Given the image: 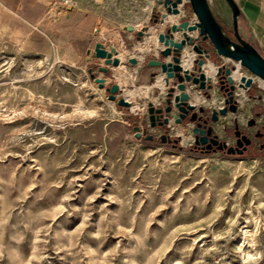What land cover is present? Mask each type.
Returning <instances> with one entry per match:
<instances>
[{
  "label": "rangeland",
  "instance_id": "rangeland-1",
  "mask_svg": "<svg viewBox=\"0 0 264 264\" xmlns=\"http://www.w3.org/2000/svg\"><path fill=\"white\" fill-rule=\"evenodd\" d=\"M57 2L0 4V264H264V152L255 136L264 125V86L254 80L248 92L235 80L236 113L196 106L205 117L218 112L210 126L228 145L236 123L253 137L245 156L194 151L184 129L183 136L177 125V132L151 125L149 104L164 107L167 89L158 104L138 100L143 112L118 105L142 84L120 86L114 68L93 55L97 43L127 35L133 51L144 40L138 33L168 15L153 7L158 0H77L76 11ZM184 2L177 23L189 19ZM151 35L152 28L146 41ZM140 55L124 62L127 73L162 59L154 50ZM209 60L232 71L238 63ZM113 84L121 88L114 100ZM199 92L211 100L212 90Z\"/></svg>",
  "mask_w": 264,
  "mask_h": 264
},
{
  "label": "water",
  "instance_id": "water-1",
  "mask_svg": "<svg viewBox=\"0 0 264 264\" xmlns=\"http://www.w3.org/2000/svg\"><path fill=\"white\" fill-rule=\"evenodd\" d=\"M191 6L193 11V17L191 19L184 20L182 23H173L170 25L167 33H161L158 40L163 44L164 48L157 50L156 55H161L162 59H150L148 61L149 66H156L161 68V72L164 75L165 86L167 88L166 105L164 107L157 108L153 103L149 104V114L151 125L155 126H170V118H174L177 123L185 125V133L194 136L199 132V127L190 129L188 124H184V120L187 117L189 111L196 109V106L190 103V96L187 92V88L190 84L192 87L199 91H205L213 87L214 82L212 79L206 77L203 71V65L209 61L210 58L216 59L218 57H224L234 62H238L241 66L246 67L254 76H257L264 80V58L263 56L246 40H244L237 26V20L240 10L234 0H226L232 10L233 17V34L234 37L228 35L222 24L218 21L214 15L208 0H186ZM183 0H158L153 4L156 10L165 9L168 14L179 15L181 10L180 4L184 5ZM75 11V10H74ZM167 16L166 12L163 13V18ZM131 29V28H130ZM180 32L182 34L180 40H175L174 34ZM196 32L193 36L192 33ZM143 32H139L141 37ZM185 46H191L193 51L197 53V57L194 59V70L191 72L184 69L181 65V52ZM113 49L111 42L105 40L102 44L97 43L94 48L93 55L97 58H101L107 65L117 66L120 64L118 57L113 55ZM170 58V59H169ZM167 59H169L167 61ZM132 64H136L137 60L130 58ZM102 71L107 72L105 67L101 68ZM222 71H224V77L226 78L228 86L224 84L220 86V90L225 91V104H230V111L236 113L238 110V100L235 98L236 84L235 79L232 77V69L226 66H219L217 68L218 77ZM158 74L154 73L152 76L153 81L156 80ZM91 78L95 79L99 83L101 88L105 85L103 78H96L93 74ZM218 82V80H217ZM215 82V83H217ZM254 80L252 77H242L240 79L239 87L245 90L249 89ZM121 90L119 84H113L107 91L110 93V99H115L116 94ZM178 90V93H177ZM118 105L124 107H130L131 102L125 98L118 100ZM200 110H203L201 107ZM221 115L227 113L226 107H221L219 110ZM219 115L216 111L213 116V120H218ZM194 120V116L192 117ZM254 120L249 122V125L254 124ZM135 131L137 136H140L141 129L136 127ZM213 128L207 129V135L202 137L201 140L195 141L198 143H207L209 135L212 134ZM205 133V131H202ZM239 137L237 147L230 146L219 139V136L215 134L211 140L208 149H212L216 146V149L222 151L225 149L228 155L239 154L243 155L244 151L252 140L247 135L241 136V132L237 129L235 132ZM167 136H162V140ZM180 136L174 140V146L179 143Z\"/></svg>",
  "mask_w": 264,
  "mask_h": 264
},
{
  "label": "crops",
  "instance_id": "crops-1",
  "mask_svg": "<svg viewBox=\"0 0 264 264\" xmlns=\"http://www.w3.org/2000/svg\"><path fill=\"white\" fill-rule=\"evenodd\" d=\"M34 1L35 0H0V4L9 5V6H16V4L20 5L22 2H27L28 3V2H34ZM76 1H75V5H74L75 7L73 9L75 11L77 9L76 8L77 7ZM234 1L237 4V6H238V8L240 10V13H239V16H238V20H237V26H238V31H239L241 37L244 40H246L247 42H249L264 58V0H234ZM214 4L216 6L215 8L211 6V9H212L214 15L216 16L218 21L222 24L225 32L228 35L232 36L230 33H228V29H232L233 30V17H232V10H231L230 6L226 2V0H214ZM52 14H53L54 18H58V12L57 11L52 12ZM183 14L184 13H182V15ZM192 17H193V11L191 10L189 12L188 18L191 19ZM179 18H176L174 20V22H178ZM168 22L172 23L171 21H167L165 23V25L157 24V25H155V27L163 26V28H164L163 32H164V30L166 28V24ZM150 27H152V26H150ZM179 35H180L179 38H176L177 41L181 39V36H182L181 33ZM147 38H148V35L145 36L144 40L142 42H140L138 45L144 43L147 40ZM132 39H133L132 36L127 35V36H123V41L120 40V39H118L117 41H111V45L117 50V52L119 54L118 56H116V54L114 56L118 57L119 60H120V64L118 66H112V67L114 68V74L116 75L120 86H125V85H123V82L120 79L118 73H122L126 77L127 83L129 81H134L136 79L135 81L137 83L142 84V85H134L132 88L127 89L125 91V98L128 101L133 102L134 107H133L132 110L134 112H138V111L143 112V111L146 110V107H145L146 106V102L145 101L139 102L138 100H141L143 98L144 99L148 98L152 102L158 104V103L161 102L160 101V97H164L166 89H167L164 85H163V87L161 86V82H163L164 75L162 74L161 71L152 70V68L156 67V66L152 67V66H149V65L147 67H144V66L139 67V72L137 73V75H136V72L127 73L125 71V67H124L123 64L127 60V58H132L133 57L132 55L134 53L137 55L136 57H138V56L142 57V55H140V54H146V53L150 52L151 50L157 51L158 48L162 49V48H164V46H163V44L160 43L159 46H157L156 48H151L148 52L141 53L140 51L136 50V47L138 46L137 45L134 48L133 51H130V50H127L125 48V46L126 45H130L133 42ZM185 48L189 49V52H191V54L193 55V58L196 57V54L192 52L191 47L186 46ZM169 59H167V61ZM121 63H122V65H121ZM209 63H211L213 66H216L215 63H213L210 60L207 62V64H209ZM119 71H121V72H119ZM240 71H241V69H240ZM154 73H160L156 77L155 81H153V79H152V76H153ZM246 76H247V78L248 77H252L253 80H257L256 76H248L247 74H246ZM152 81H153L152 84H150V85L147 84V83H150ZM216 84H218V83L214 82L213 87L211 89H207V90H212V91L214 90L213 93H212L213 95L216 92L218 94H219V92L222 93L221 90H220V86L217 88V86H215ZM155 87L160 90V93L156 97H153V96L151 97V95H150L151 90L153 88H155ZM187 89L190 92L193 91L195 93H198V94L202 95L201 92L194 90L193 87H188ZM252 89L253 88L250 87L249 89H247V91L251 92ZM130 90L131 91L133 90L134 92L135 91H140L142 94L141 95H136L133 100H129L126 97V92L130 91ZM177 93H178V90H177ZM222 99H223V97H222ZM202 103L205 104V105H212V106H215L217 108H220L216 104H214L213 101L211 102L209 100V102H206L204 98H203V102ZM135 106H139L140 110L136 111L134 109ZM175 125H177L181 130H183L184 127H185V125L177 123V122L175 123ZM174 126H172V127L174 128ZM174 130L177 132V130L175 128H174Z\"/></svg>",
  "mask_w": 264,
  "mask_h": 264
},
{
  "label": "bare ground",
  "instance_id": "bare-ground-1",
  "mask_svg": "<svg viewBox=\"0 0 264 264\" xmlns=\"http://www.w3.org/2000/svg\"><path fill=\"white\" fill-rule=\"evenodd\" d=\"M185 0H183V2H184ZM179 8H180V10H181V12H180V14L179 15H172V14H168L165 18H163V20H162V22H160V23H156L155 25H157V24H162V25H165V23L167 22V21H170L169 20V18L170 19H175V18H179L181 15H182V13H184V5L183 4H180L179 5ZM173 23H177V22H172L171 24H173ZM155 25H152V27H149L148 28V30L146 31V33H145V36H147L148 35V33H149V30L152 28V35L150 36V38H149V40L148 41H146L145 43H144V45H142V46H139L138 47V50L141 52V53H146V52H148L151 48H156L158 45H157V37H158V35L163 31V26H158V27H155ZM165 31V30H164ZM176 33H179L180 34V32H176ZM182 35V34H181ZM192 35L193 36H195L196 35V32H194V33H192ZM144 36V37H145ZM174 37H175V40H176V36H175V34H174ZM111 47L112 48H114L112 45H111ZM186 47V46H185ZM183 48V50H182V52H181V65H182V67L184 68V69H187V70H189V71H193L194 70V59L196 58V57H194L193 58V55L191 54V52H189V49L188 48ZM188 47H191V46H188ZM115 49V48H114ZM159 49V48H158ZM157 49V50H158ZM116 50V49H115ZM191 50H192V52L193 53H195L194 51H193V49H192V47H191ZM157 52V51H156ZM116 54V56H118L119 54H118V52H117V50L113 53V55H115ZM196 54V53H195ZM136 54L134 53L132 56L134 57ZM193 59V60H192ZM191 61V62H190ZM123 62V61H122ZM185 64H184V63ZM208 62V61H207ZM207 62L203 65V71H204V73H205V75H206V77H208V78H210V79H212L213 81H216V79H217V76H216V74H217V66H213L211 63H209V64H207ZM121 65H122V63H121ZM110 66H113V65H110ZM118 66V65H117ZM124 68V67H123ZM240 69H241V65L239 64V63H237V67H236V69L233 71V73H232V77H233V79H235L236 81H239L242 77H247L246 76V74H243L241 71H240ZM123 70V69H122ZM118 72V71H117ZM119 72H121V71H119ZM119 74V77H120V79H122V80H124V83H127V79H126V77L122 74V73H118ZM256 78H257V80L264 86V80H262L261 78H259V77H257L256 76ZM163 85L165 86V81H164V78H163V82H161V86L163 87ZM166 87V86H165ZM214 91V90H213ZM213 91H212V93H213ZM187 92H188V94H189V96H190V103L191 104H193V105H195V106H197V105H204L202 102H203V98L205 99V101L206 102H209V100H207L204 96H202V95H200V94H198V93H196L194 96H193V98H192V96H191V93L193 92V91H189L188 89H187ZM238 93H240V94H242L244 97L246 96L245 95V90H240V91H238ZM142 93L140 92V91H131L130 90V92L128 93V95H127V98L129 99V100H132V99H134L135 98V96L136 95H141ZM165 94H166V92H165ZM212 98H211V102L213 101V103L214 104H216L218 107H223V105H224V100L222 99V97L216 92V93H214V95L212 94ZM164 97H165V95H164ZM126 99V98H125ZM127 100V99H126ZM241 100V99H240ZM128 101V100H127ZM129 102H131V101H129ZM132 103V109H133V107H134V104H133V102H131ZM219 104V105H218ZM146 107V106H145ZM136 111H138V110H140V107L139 106H135V108H134ZM169 123H170V125L171 126H174L175 125V123H176V121H175V119H170L169 120ZM186 128V127H185ZM185 128H184V130H185ZM189 128H190V126H189ZM178 133L180 134V135H183L184 136V134H183V132H182V130L181 129H178ZM180 135H178V136H180ZM181 137V136H180ZM188 141H190L189 140V138H186V137H184V140H183V143H187ZM247 232V231H246Z\"/></svg>",
  "mask_w": 264,
  "mask_h": 264
},
{
  "label": "flooded vegetation",
  "instance_id": "flooded-vegetation-1",
  "mask_svg": "<svg viewBox=\"0 0 264 264\" xmlns=\"http://www.w3.org/2000/svg\"><path fill=\"white\" fill-rule=\"evenodd\" d=\"M224 74H225L224 71H222V73L217 77V79H218V82L217 83L219 84V86H221L222 84H224L225 87H227L228 84H227L226 78L224 77ZM221 92H222L223 97H224L225 91L224 90H221ZM224 100H225V97H224ZM223 106L227 108V112L230 111V104H225L224 103ZM238 107H239V105H238ZM203 112H204V109L203 110H200V108H199V111H197L196 109H194V110L188 112L187 117L185 119V120H189L190 123L193 124V128L199 127V132L195 133L194 136H192L194 138V143L192 144V149L194 151H199V152H202V153L218 152L219 150L216 149V146H213L212 149H208V146L210 145L211 138L216 134L215 131H213L212 134L209 135V137H208L209 140H208L207 143L203 144L201 142L198 143L197 141H195V138L200 141L202 137H205L207 135V129L209 127H211L210 126V120L215 121V120H213V116H214V113L216 111L213 112V114L211 115L210 118L203 116V114H202ZM258 115H260V113H258ZM193 116H194V120H192V117ZM253 120L255 122H254L253 125H250V127H254L255 124L257 123L256 119H253ZM237 129L241 132V136L247 135L252 140L251 145H249L247 147V149L244 151L243 155H239L237 153L234 154V155H239V156H245L254 147V140H253V137L251 135L247 134V132L245 130H240V127L236 123L235 130H234V136H235V140L236 141H235V144L229 145V147L230 146H233V147L236 148L237 145H238V139H239V137L236 136V134H235V132H236ZM202 131H205V133H203ZM255 136H256V139H258V141L260 142V144H259L260 145V150L264 152V125L260 126L257 129V131L255 133ZM162 141L167 142V143H171L174 140L171 141L168 138H165ZM221 152H226V151L224 149Z\"/></svg>",
  "mask_w": 264,
  "mask_h": 264
},
{
  "label": "built area",
  "instance_id": "built-area-1",
  "mask_svg": "<svg viewBox=\"0 0 264 264\" xmlns=\"http://www.w3.org/2000/svg\"><path fill=\"white\" fill-rule=\"evenodd\" d=\"M58 7L72 11L74 9L76 0H57ZM56 11V10H55ZM58 12V11H57Z\"/></svg>",
  "mask_w": 264,
  "mask_h": 264
}]
</instances>
